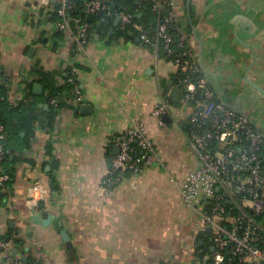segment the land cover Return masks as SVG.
<instances>
[{
	"label": "crops",
	"instance_id": "obj_1",
	"mask_svg": "<svg viewBox=\"0 0 264 264\" xmlns=\"http://www.w3.org/2000/svg\"><path fill=\"white\" fill-rule=\"evenodd\" d=\"M173 1L201 77L217 100L264 135V0ZM39 9L37 0H0L6 99L12 105L24 99V84L36 80L31 70L36 62L59 79L77 76L82 98L61 109L50 130L37 124L28 136L23 156L34 162L16 164L7 201L0 203V235L14 232L19 245L8 242L28 264H193L197 242L204 239L172 182L198 168L186 138L189 111L171 98L177 105L167 115L170 123L159 125L150 116L163 94H170L167 82L176 88L174 68L135 31L114 25L115 18L104 14H90L89 40L81 53L73 50L70 35L55 46L50 35L58 31L56 23ZM26 74L33 79L23 83ZM138 120H144L159 161L109 186L105 179L117 137ZM36 181L45 193L33 209L26 201ZM35 215L54 216L61 228L44 225Z\"/></svg>",
	"mask_w": 264,
	"mask_h": 264
},
{
	"label": "built area",
	"instance_id": "obj_2",
	"mask_svg": "<svg viewBox=\"0 0 264 264\" xmlns=\"http://www.w3.org/2000/svg\"><path fill=\"white\" fill-rule=\"evenodd\" d=\"M52 1L61 4L58 14L63 16L67 0H37L45 9L50 8ZM115 1L88 0L83 3L84 11L118 17L122 26H131L143 45L160 51L174 68L175 87L180 90L178 106L189 111L186 138L198 168L184 179L172 182L183 203L195 214L197 232L204 237L207 229L210 230L209 248L213 249L210 253L197 252L193 264H264V244L259 246L261 233H264V135L253 128L246 116L217 100L213 89L201 78V68L176 23L173 0H137L151 5L150 12L155 19L149 25L133 21L141 18L138 10L112 9ZM56 27L69 31L77 54L83 51L89 40L86 24L72 31L68 21L63 19ZM32 79L27 74L22 77L23 83ZM65 82L72 84L71 95L80 102L81 92L73 77ZM56 101L54 97L49 103L56 106ZM170 101V94L164 93L150 113L159 125H164L162 117L173 110ZM202 124L205 129H201ZM4 139L0 124V140ZM132 142L137 143V152ZM116 146L118 153L111 158L105 179L109 186L123 179L125 173L141 174L159 161L144 120L134 121L123 131L117 137ZM3 155L0 149V163ZM7 179V175H0V185ZM44 193L40 181H36L28 190L27 205L36 209ZM256 216H262V221L257 222ZM0 258L5 264H24L9 242L1 240Z\"/></svg>",
	"mask_w": 264,
	"mask_h": 264
},
{
	"label": "trees",
	"instance_id": "obj_3",
	"mask_svg": "<svg viewBox=\"0 0 264 264\" xmlns=\"http://www.w3.org/2000/svg\"><path fill=\"white\" fill-rule=\"evenodd\" d=\"M87 0H67L66 9L63 16L58 14V9L61 7L60 3L51 2L50 8L45 9L49 15L51 21L55 24L61 22L63 19L67 20L72 31L76 27L86 24V13L84 11L83 3ZM112 5V9L116 10H126L132 12L138 10L141 13V18L138 20H133L134 22H141L149 25L154 22L155 15L150 12L149 2H137V0H116ZM42 9H39V13H43ZM125 30L132 32L131 26H126ZM70 33L67 30L53 31L50 38L55 46L62 43L65 37H69ZM44 36V35H43ZM41 41L43 38L41 37ZM73 67L79 69L80 65L74 61ZM32 72L36 76L34 83H39L43 87V93L40 96L33 94V84H24L25 97L16 105H12L6 99L8 89L3 83L1 71H0V124L3 126V132L5 134V139L0 140V149L4 151V155L1 160L2 171L0 175H7L8 179L3 185H0V203H6L8 194L10 193L12 184L15 178L16 164L18 162L26 161L33 164L34 161L27 160L23 156V152L30 147V142L28 136L33 133L34 127L40 124L44 130H50L52 128V123L55 115L64 107H66L74 97L71 95L70 89L72 84L66 83V79L73 77L74 82L78 85L77 76L74 74H68L59 78L53 73H47L41 70L39 64L36 62L32 66ZM201 76V75H200ZM202 78V77H201ZM61 80L63 81L61 84ZM57 98L56 106L48 105V109L39 108V101L42 100L43 103L48 104L51 98ZM172 102V100L170 101ZM173 105H177L172 103ZM204 124L201 125V129H205ZM24 134V136H21ZM18 143V147H14L13 143ZM50 146V143L48 142ZM132 148L135 152L138 151V145L136 142L131 143ZM51 147V146H50ZM50 147L49 151H50ZM112 158V156H111ZM132 173H125V176L131 175ZM262 216H256L255 220L257 222L262 221ZM14 232L12 230H7L3 235H0V240L3 242H10L12 247H17L20 240L13 236ZM210 235H205L202 237L204 239L203 245L197 247L198 253H210L209 249V239ZM261 240L259 241V246L264 244V233H261Z\"/></svg>",
	"mask_w": 264,
	"mask_h": 264
},
{
	"label": "water",
	"instance_id": "obj_4",
	"mask_svg": "<svg viewBox=\"0 0 264 264\" xmlns=\"http://www.w3.org/2000/svg\"><path fill=\"white\" fill-rule=\"evenodd\" d=\"M52 2H54V1H52ZM102 15H103L102 12H98L97 13V16L98 17H102ZM48 18L49 17L46 16L45 17V20H47ZM92 18H93V16L89 14V15L86 16L85 19H86V21L89 22V21H91ZM118 24H119V18L116 17L115 20H114V25H118ZM122 30H124V29L122 28ZM126 36L128 37V35H126ZM130 37H132V36H130ZM171 84H172L171 81H168L167 82V87L170 89V97L175 102H178L179 101V97H180V90L177 89V88L171 87L172 86ZM33 94L34 95H37V96H40L42 94V86L39 83H34L33 84ZM40 107L43 108V109H48V106L47 105H40ZM81 108L87 109L88 107L86 105H82ZM162 121H165V122L170 123L171 122V119L167 115H165V116L162 117ZM117 153H118V148H117V151H116L115 155ZM33 219H37L38 221H41L44 225L52 224L55 229H60L61 228V222H60V220H58V218H56L54 216H48L47 218L42 219L41 217H38V216L35 215L33 217ZM209 231L210 230L207 229V232L208 233H209ZM61 235H62V238L64 239V241H67V238L68 237H67V235L63 231H61ZM202 244H203V241L201 239L198 240V242H197L198 247H201ZM211 250H213V249H211ZM13 252L16 254L17 251L16 250H13ZM21 261L24 264H28L26 262V258H22ZM2 264H5V260L3 258H2Z\"/></svg>",
	"mask_w": 264,
	"mask_h": 264
}]
</instances>
